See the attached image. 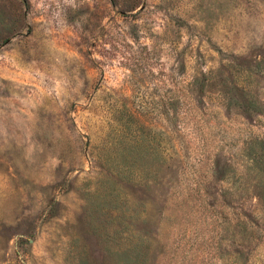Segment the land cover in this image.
Here are the masks:
<instances>
[{
	"label": "rangeland",
	"instance_id": "obj_1",
	"mask_svg": "<svg viewBox=\"0 0 264 264\" xmlns=\"http://www.w3.org/2000/svg\"><path fill=\"white\" fill-rule=\"evenodd\" d=\"M0 264H264V0H0Z\"/></svg>",
	"mask_w": 264,
	"mask_h": 264
}]
</instances>
